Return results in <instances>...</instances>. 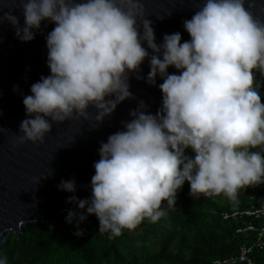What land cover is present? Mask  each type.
I'll list each match as a JSON object with an SVG mask.
<instances>
[{"label":"clouds","instance_id":"1","mask_svg":"<svg viewBox=\"0 0 264 264\" xmlns=\"http://www.w3.org/2000/svg\"><path fill=\"white\" fill-rule=\"evenodd\" d=\"M18 3L24 26L13 14L17 9L2 8L0 25L9 22L22 42L34 40L33 30L44 21L55 27L46 36L51 75L23 98L28 118L20 124L17 144L43 143L53 124L92 121L90 107L97 110L93 128L102 124L133 98L129 74L138 73L145 59L146 82L156 86L157 76L163 80L156 114L140 101L124 130L101 143L91 199L69 197L81 210L78 216L69 212V223L86 221V210L97 217L100 233L120 236L145 219L163 218L176 207L185 182L193 197L235 199L241 188L264 180V155L253 151L264 148V101L253 76L255 69L264 72V19L254 14L256 0H199L191 19L183 21L190 41L182 42L176 32L165 34L160 45L143 0ZM172 67L179 74H169ZM188 149L194 157L186 155ZM51 175L50 168L42 178ZM58 187L76 191L75 180ZM77 227L74 234L82 237ZM0 264H7L6 257Z\"/></svg>","mask_w":264,"mask_h":264},{"label":"water","instance_id":"2","mask_svg":"<svg viewBox=\"0 0 264 264\" xmlns=\"http://www.w3.org/2000/svg\"><path fill=\"white\" fill-rule=\"evenodd\" d=\"M143 3L158 45L163 43L165 34L176 32L181 34L182 42L190 41L183 21L191 19L199 0H143ZM256 3L254 14L264 19V10L260 7L264 0H256ZM0 8L4 12L17 9L13 14L19 18L20 26H24L18 0H0ZM54 27L53 23L44 21L40 30H33L34 40L22 42L9 22L0 25V127L6 129L0 132V246L10 236L17 241L22 227L27 224L45 226L50 233V228L62 215L71 211L78 216L81 210L68 200L73 195L80 200L91 199V178L95 175L94 163L100 159L101 143L124 130V122L132 119L130 112L138 108L140 101L153 115L162 105L163 94L159 85L163 80L157 76L156 86L146 82L150 63L145 59L138 73L129 74L133 98L120 103L102 124L93 128L97 110L90 107L92 121L74 119L60 125L53 124L43 143L17 144L16 138L21 135L20 124L28 118L23 98L32 94L31 86L42 76L51 75L46 36ZM143 46L147 49L146 44ZM148 51L151 55V49ZM168 72L179 74L174 67ZM50 168L53 175L43 179ZM71 180L76 183L74 193L58 187L61 181ZM84 215H88L86 210Z\"/></svg>","mask_w":264,"mask_h":264},{"label":"trees","instance_id":"3","mask_svg":"<svg viewBox=\"0 0 264 264\" xmlns=\"http://www.w3.org/2000/svg\"><path fill=\"white\" fill-rule=\"evenodd\" d=\"M254 81L264 101V72L256 69ZM264 155V148H256ZM186 155L193 156L191 149ZM264 180L241 188L235 199L224 195L193 197L185 182L177 193L176 207L158 222L145 219L134 230H123L120 236L99 232V222L87 215L69 223L62 215L50 233L47 227L27 224L13 241L10 236L0 246V258L7 264H211L217 258L237 253L240 245L251 236L235 233L241 223L223 220V213L242 211L259 206ZM249 219L242 220L248 222ZM84 230L82 237L74 233ZM254 258L264 264V250Z\"/></svg>","mask_w":264,"mask_h":264},{"label":"built area","instance_id":"4","mask_svg":"<svg viewBox=\"0 0 264 264\" xmlns=\"http://www.w3.org/2000/svg\"><path fill=\"white\" fill-rule=\"evenodd\" d=\"M244 218L249 219L248 222L243 223ZM222 219H232L241 223L235 233L241 236L249 235L252 238L248 240V243L240 245L235 255L214 259L211 264H259L253 255L264 250V190L259 206L223 213Z\"/></svg>","mask_w":264,"mask_h":264}]
</instances>
